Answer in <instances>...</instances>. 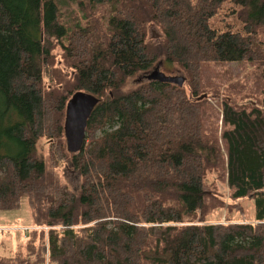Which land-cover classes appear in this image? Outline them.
I'll list each match as a JSON object with an SVG mask.
<instances>
[{"label": "trees", "instance_id": "1", "mask_svg": "<svg viewBox=\"0 0 264 264\" xmlns=\"http://www.w3.org/2000/svg\"><path fill=\"white\" fill-rule=\"evenodd\" d=\"M74 1L100 12L67 23L55 0H0V210L25 199L34 222L0 264H264V0ZM242 62L260 70L257 96L223 98L218 131L201 67ZM158 64L183 87L137 81ZM78 91L99 103L70 153ZM211 174L253 200V222L206 221L223 208Z\"/></svg>", "mask_w": 264, "mask_h": 264}, {"label": "rangeland", "instance_id": "2", "mask_svg": "<svg viewBox=\"0 0 264 264\" xmlns=\"http://www.w3.org/2000/svg\"><path fill=\"white\" fill-rule=\"evenodd\" d=\"M58 11L67 23H73L77 17L82 15H90L91 13L100 12V8H91L86 2L82 6L78 5L74 0H55ZM107 9V8H106ZM109 15V12L108 14ZM99 16L90 17L97 19ZM88 21L87 24L88 25ZM85 25V22H83ZM157 31H149L150 35ZM259 38L264 41V30L261 31ZM57 54L60 51H56ZM161 71L166 75H183L177 69L171 68L166 70L161 67ZM259 68L248 63H208L201 67L200 82L205 91L215 98H209L210 117L216 122L217 129L221 127L220 118H217L219 111L218 103L223 98L235 99L237 103L252 101L257 96L259 89ZM133 80L127 84L131 87ZM98 133V132H97ZM38 153L45 155L47 152L46 145L41 141L38 146ZM56 174L58 178L67 184L70 189L77 190L80 184V177L73 170L65 168H57ZM217 176L211 174L207 178L205 192L209 195L208 203L212 204L214 196L222 200L221 206L209 214L206 218L208 223H225L231 221L253 222L255 220L254 202L252 199H244L240 201H232L229 198V189L224 179L218 181ZM235 204L237 206H235ZM241 208V209H239ZM33 219L30 208L25 199H23L17 208L11 210H0V255L7 258H16L15 253L24 251L25 248V232L33 226ZM47 230V228H44Z\"/></svg>", "mask_w": 264, "mask_h": 264}, {"label": "water", "instance_id": "3", "mask_svg": "<svg viewBox=\"0 0 264 264\" xmlns=\"http://www.w3.org/2000/svg\"><path fill=\"white\" fill-rule=\"evenodd\" d=\"M154 38H158V36L154 35ZM142 80L157 81L160 83L172 84L177 87H183L186 77L184 75H166L161 71V66L158 64L149 73L137 79L138 82H141ZM206 97V94H202L195 100L201 101ZM98 103L99 99L94 95L81 91L74 93L68 100L65 107V119L63 125L68 152L77 153L82 148L85 140L87 121Z\"/></svg>", "mask_w": 264, "mask_h": 264}]
</instances>
